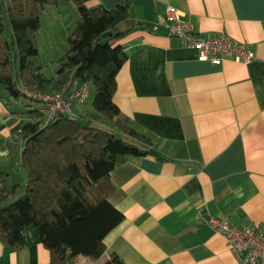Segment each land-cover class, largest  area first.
Instances as JSON below:
<instances>
[{"label":"crops","instance_id":"crops-1","mask_svg":"<svg viewBox=\"0 0 264 264\" xmlns=\"http://www.w3.org/2000/svg\"><path fill=\"white\" fill-rule=\"evenodd\" d=\"M124 2L143 25L120 42L128 59L114 102L153 144L122 138L152 153L128 157L112 171L110 202L125 218L106 237L104 256L81 262L105 264L115 253L126 264H238L209 219L264 227V0H89L87 6L113 9ZM168 6L195 33L229 36L255 58L201 60L169 34ZM25 122L0 99V169L21 186L19 196L28 181L17 136ZM25 236L23 249L0 239V264H50L36 227Z\"/></svg>","mask_w":264,"mask_h":264},{"label":"trees","instance_id":"trees-1","mask_svg":"<svg viewBox=\"0 0 264 264\" xmlns=\"http://www.w3.org/2000/svg\"><path fill=\"white\" fill-rule=\"evenodd\" d=\"M88 1L72 0L79 19L65 56L47 77L38 33L45 9L59 0H0V99L26 118L17 136L28 177L19 196L21 186L0 169V239L23 249L25 230L34 226L50 252V264H84L83 258L96 262L104 256L106 237L125 218L110 202L115 192L111 173L128 157L152 153L122 138L153 144L130 126L114 102L117 76L128 59L120 42L143 24L131 19L129 2L106 9L89 8ZM84 84L96 89L86 123L75 115L76 104L72 114L46 122L25 91L67 96ZM22 99L30 101L26 109L16 107ZM105 264L126 263L113 253Z\"/></svg>","mask_w":264,"mask_h":264},{"label":"built area","instance_id":"built-area-1","mask_svg":"<svg viewBox=\"0 0 264 264\" xmlns=\"http://www.w3.org/2000/svg\"><path fill=\"white\" fill-rule=\"evenodd\" d=\"M164 24L171 36L181 39L187 48L196 50L201 60L219 63L226 58H234L248 63L255 58L251 49L229 36L195 33L192 26L182 19L180 10L174 6L167 7ZM153 30L158 31L159 26L154 25ZM89 89L90 86L84 84L67 96L25 91L35 99L46 122H49L58 114H72L74 104H82L88 98ZM209 224L229 241L238 264H264V227L260 224L239 227L215 218H210Z\"/></svg>","mask_w":264,"mask_h":264},{"label":"rangeland","instance_id":"rangeland-1","mask_svg":"<svg viewBox=\"0 0 264 264\" xmlns=\"http://www.w3.org/2000/svg\"><path fill=\"white\" fill-rule=\"evenodd\" d=\"M79 15L77 7L72 0H59L58 6H47L41 16V28L38 33V45L44 65V74L47 77L54 75L60 60L67 52V38L72 33L78 22ZM96 97V89L90 86L88 98L82 104L83 112L78 120L86 123L84 116L93 111V102ZM26 109L30 101L20 100L16 107ZM77 104L74 110H77ZM105 129H114L107 124H97Z\"/></svg>","mask_w":264,"mask_h":264}]
</instances>
